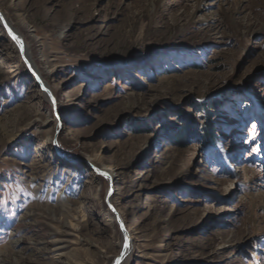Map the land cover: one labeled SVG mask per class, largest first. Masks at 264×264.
Returning a JSON list of instances; mask_svg holds the SVG:
<instances>
[{"label": "rangeland", "instance_id": "1", "mask_svg": "<svg viewBox=\"0 0 264 264\" xmlns=\"http://www.w3.org/2000/svg\"><path fill=\"white\" fill-rule=\"evenodd\" d=\"M0 8V264H264V0Z\"/></svg>", "mask_w": 264, "mask_h": 264}, {"label": "bare ground", "instance_id": "2", "mask_svg": "<svg viewBox=\"0 0 264 264\" xmlns=\"http://www.w3.org/2000/svg\"><path fill=\"white\" fill-rule=\"evenodd\" d=\"M0 14L2 15V19L4 17V25H7L5 28L8 32V34L12 37V42L14 43L13 48H4L2 47V55H6L5 57H11V55L13 54V50H16L17 52L20 51V49L22 48V51L24 53L23 57L24 59H26V62L29 60L31 67L33 69V72L35 71V73L37 74L38 78H39V84H38V88H44L45 90V94L44 95H37L36 97L38 98H42L44 100H48V97L50 95H53L52 90L50 85L47 83V81L45 80L43 74L40 72V70L38 69V67L36 66V64L32 61V57L30 54V49L27 46L26 42H25V38L24 36L21 34V32H19L18 29H16L13 24L11 22L8 21V19L5 17V15L3 14L2 9L0 8ZM1 25V22H0ZM15 37V38H14ZM31 58V59H30ZM40 85V86H39ZM89 163L91 164V167L94 168H98L100 163L98 160L93 159V158H89L88 159ZM102 171H99L101 174H108L110 179H113V177L115 176V169L113 167H105L104 165L100 166ZM118 191V190H115ZM115 194L113 193L110 198V200L112 201L113 197L115 198ZM117 197V196H116ZM108 198V201H109ZM118 198V197H117ZM119 221L122 223V218L119 217ZM123 224V223H122ZM70 228L72 230H75L74 228L75 225L70 224ZM59 247L56 248L53 251H57V250H61L63 249V247H60L63 242L62 241H57ZM133 253V239L131 234L129 233V230L126 229V232L123 234V240L121 242V244L119 245V253L118 255L115 257V259L113 260L112 264H126L127 261L130 259L129 257L131 256V254ZM66 257L65 255L60 256V258H64ZM64 262L61 260H56L55 264H63Z\"/></svg>", "mask_w": 264, "mask_h": 264}, {"label": "water", "instance_id": "3", "mask_svg": "<svg viewBox=\"0 0 264 264\" xmlns=\"http://www.w3.org/2000/svg\"><path fill=\"white\" fill-rule=\"evenodd\" d=\"M21 50V54H22V56L24 55V53H23V51H22V48L20 49ZM24 59V58H23ZM25 61V60H24ZM25 63H27L26 61H25ZM27 65V64H26ZM28 66V65H27ZM38 80V79H37ZM41 89L45 92V90H44V88H42L41 87ZM50 97H52L51 95H50ZM109 198V197H108ZM116 219H117V222L119 223V225L121 226V229H122V235L126 232L125 231V227H124V225L119 221L120 219H119V216H117V214H116Z\"/></svg>", "mask_w": 264, "mask_h": 264}, {"label": "snow or ice", "instance_id": "4", "mask_svg": "<svg viewBox=\"0 0 264 264\" xmlns=\"http://www.w3.org/2000/svg\"><path fill=\"white\" fill-rule=\"evenodd\" d=\"M0 19H2V17H0ZM7 25H5V27H6ZM15 38V37H14Z\"/></svg>", "mask_w": 264, "mask_h": 264}]
</instances>
